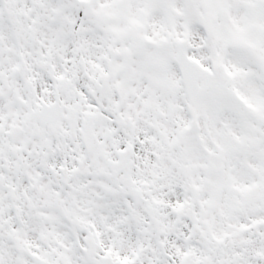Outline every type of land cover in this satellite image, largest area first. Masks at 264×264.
Returning <instances> with one entry per match:
<instances>
[{"label": "snow or ice", "instance_id": "1", "mask_svg": "<svg viewBox=\"0 0 264 264\" xmlns=\"http://www.w3.org/2000/svg\"><path fill=\"white\" fill-rule=\"evenodd\" d=\"M0 264H264V0H0Z\"/></svg>", "mask_w": 264, "mask_h": 264}]
</instances>
